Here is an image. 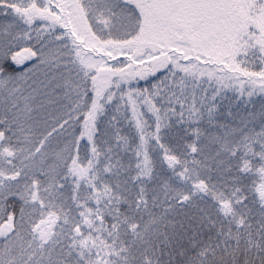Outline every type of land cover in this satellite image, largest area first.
<instances>
[{"label": "snow or ice", "instance_id": "1", "mask_svg": "<svg viewBox=\"0 0 264 264\" xmlns=\"http://www.w3.org/2000/svg\"><path fill=\"white\" fill-rule=\"evenodd\" d=\"M0 264H264V0H0Z\"/></svg>", "mask_w": 264, "mask_h": 264}]
</instances>
